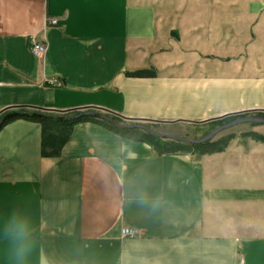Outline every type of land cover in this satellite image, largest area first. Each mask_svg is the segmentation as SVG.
<instances>
[{"label":"crops","instance_id":"1","mask_svg":"<svg viewBox=\"0 0 264 264\" xmlns=\"http://www.w3.org/2000/svg\"><path fill=\"white\" fill-rule=\"evenodd\" d=\"M30 36L46 45L41 58ZM86 108L190 140L217 119L264 113V0H0V112ZM253 135L264 124L218 133L209 141L230 137L219 153L160 155L81 122L42 157L39 124L7 123L0 264H264V143ZM14 220L26 225L22 250L6 231ZM122 227L139 235L121 238Z\"/></svg>","mask_w":264,"mask_h":264},{"label":"trees","instance_id":"2","mask_svg":"<svg viewBox=\"0 0 264 264\" xmlns=\"http://www.w3.org/2000/svg\"><path fill=\"white\" fill-rule=\"evenodd\" d=\"M134 76L141 75L140 72L133 74ZM20 114H17L11 118L6 119L0 125V129L7 123L16 120L23 119L36 124H39L41 127V156L42 157H56L59 155L61 148L66 142L69 130L71 127L77 123L81 122H92L102 126L103 128L112 131L122 137L128 138L136 142H143L151 145L158 154L160 155H174L178 152H191L196 151L199 154H212L219 153L224 150L230 137L220 138L215 142L207 141L200 145H183L174 141H164L162 139L153 137L149 133L145 132L141 128H131L126 126L140 125L145 128L150 129V124L145 123H125L117 116H114L110 113H103L105 118L112 119L117 125H113L106 121L105 119H98L90 116L75 118L78 115L77 112H71L66 114H54L51 112H40L36 110L29 109H19ZM23 112V113H22ZM25 112V113H24ZM5 114L0 116L3 117ZM249 114H240V115H229L222 119H217L213 121L215 125H222L225 122L232 121L233 119L239 117H246ZM256 117H264V113H255ZM256 141L264 143V137L253 135L251 136Z\"/></svg>","mask_w":264,"mask_h":264},{"label":"water","instance_id":"3","mask_svg":"<svg viewBox=\"0 0 264 264\" xmlns=\"http://www.w3.org/2000/svg\"><path fill=\"white\" fill-rule=\"evenodd\" d=\"M10 109H6L0 112V116L3 115L5 112H7ZM13 110V109H11ZM15 110H19V109H15ZM31 111L36 110V111H40V112H51L54 114H66V113H71V112H77L78 115L75 116V118H80V117H85V116H90V117H94V118H98V119H105L106 121H108L109 123L119 126L117 125L112 119L110 118H105L103 116V113H107L106 111H102L100 109H95V108H86V109H76V110H70V111H63V112H57V111H48L45 109H29ZM21 112L19 111H11L7 114H5L3 117L0 118V125L2 124V122H4L6 119L11 118L17 114H20ZM23 113V112H22ZM25 113V112H24ZM132 122H139V121H132ZM239 124H255V125H261L264 124V117H240L237 119H234L233 121L226 123L224 125H221L217 128H215L212 132H210L209 134H207L206 136H204L203 138L199 139V140H190V139H183L174 135H166V134H161V133H157L152 131L151 129L145 128L143 126L140 125H132V126H126V127H131V128H141L142 130H144L145 132L149 133L150 135H152L153 137L159 138V139H163V140H173V141H177L180 143H184V144H188V145H200L203 144L211 139H213L218 133L227 130L229 128H232L236 125Z\"/></svg>","mask_w":264,"mask_h":264},{"label":"built area","instance_id":"4","mask_svg":"<svg viewBox=\"0 0 264 264\" xmlns=\"http://www.w3.org/2000/svg\"><path fill=\"white\" fill-rule=\"evenodd\" d=\"M47 23L49 25H56L57 21L55 19H48ZM28 43L30 45V52L31 54L36 58H41L45 51H46V45L42 44L41 42H37L34 36H30L28 38ZM49 85H54L56 87L60 86V83L55 79H50L47 81ZM139 235V233L131 228L122 227L120 229V236L121 238H135ZM237 264H242V261L240 260Z\"/></svg>","mask_w":264,"mask_h":264},{"label":"clouds","instance_id":"5","mask_svg":"<svg viewBox=\"0 0 264 264\" xmlns=\"http://www.w3.org/2000/svg\"><path fill=\"white\" fill-rule=\"evenodd\" d=\"M9 238L12 239L16 246L22 250L25 247L24 241L27 237L26 225L22 221H12L6 229Z\"/></svg>","mask_w":264,"mask_h":264},{"label":"rangeland","instance_id":"6","mask_svg":"<svg viewBox=\"0 0 264 264\" xmlns=\"http://www.w3.org/2000/svg\"><path fill=\"white\" fill-rule=\"evenodd\" d=\"M152 130L153 131H155V132H165L166 130L165 129H163V128H160V127H156V126H152ZM170 131V130H169ZM175 132H177L176 130H174ZM177 133H181L182 134V132H177ZM195 133V132H194ZM192 131L191 132H189V134H188V136H192Z\"/></svg>","mask_w":264,"mask_h":264}]
</instances>
